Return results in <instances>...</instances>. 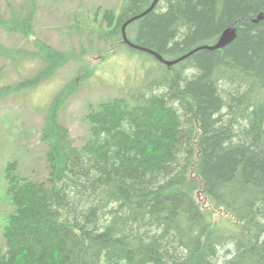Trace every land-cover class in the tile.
Here are the masks:
<instances>
[{
    "label": "trees",
    "instance_id": "obj_1",
    "mask_svg": "<svg viewBox=\"0 0 264 264\" xmlns=\"http://www.w3.org/2000/svg\"><path fill=\"white\" fill-rule=\"evenodd\" d=\"M152 1L105 8L87 41L144 54L152 72L90 105L81 146L51 102L45 179L7 163L0 264H264V18L252 21L264 0H158L125 32L165 60L236 21L229 44L170 67L122 42ZM23 8L8 30L27 32L34 11Z\"/></svg>",
    "mask_w": 264,
    "mask_h": 264
},
{
    "label": "rangeland",
    "instance_id": "obj_2",
    "mask_svg": "<svg viewBox=\"0 0 264 264\" xmlns=\"http://www.w3.org/2000/svg\"><path fill=\"white\" fill-rule=\"evenodd\" d=\"M119 3L0 0V246L1 227L11 211L4 176L7 163L15 161L17 173L31 180L48 176L41 133L51 102L57 121L81 146L88 138L85 114L90 105L139 86L156 64L144 54H130L123 45L87 44L90 32L103 26L101 12ZM26 4L34 11L27 32L8 30L4 22ZM30 80L36 85L29 87ZM194 192L203 200L200 188Z\"/></svg>",
    "mask_w": 264,
    "mask_h": 264
},
{
    "label": "water",
    "instance_id": "obj_3",
    "mask_svg": "<svg viewBox=\"0 0 264 264\" xmlns=\"http://www.w3.org/2000/svg\"><path fill=\"white\" fill-rule=\"evenodd\" d=\"M158 0H153L152 3L150 4V6L145 10L143 11L142 13H140L139 15L137 16H134L130 19H128L123 25H122V28H121V33H122V42L127 45L128 47H131L135 50H139V51H144V52H147L151 55H153L159 62H161L162 64H164L166 67H170L178 62H180L181 60L187 58L188 56H190L191 54H193L194 52L198 51V50H210V51H214V50H217V49H220L221 47H224L225 45L229 44L234 38H235V35H236V28H235V23H232V25L228 28H226L222 34L220 35L218 41L215 43V44H212V45H201L195 49H193L192 51L186 53L185 55L183 56H180L178 57L177 59H174V60H165L163 59L158 53L152 51V50H149V49H146L144 47H141V46H138L134 43H132L128 38H127V35H126V32H125V27L130 23L132 22L133 20L135 19H138L140 17H142L143 15L147 14L148 12H150L154 6L156 5ZM264 18V15L262 14H259L257 15V17L255 19H253L252 21L253 22H257L261 19ZM239 21V19L237 20Z\"/></svg>",
    "mask_w": 264,
    "mask_h": 264
},
{
    "label": "bare ground",
    "instance_id": "obj_4",
    "mask_svg": "<svg viewBox=\"0 0 264 264\" xmlns=\"http://www.w3.org/2000/svg\"><path fill=\"white\" fill-rule=\"evenodd\" d=\"M138 15H139V14H138ZM135 16H137V15H135ZM133 17H134V16H133ZM131 18H132V17H131ZM140 18H141V17H140ZM138 19H139V18H138ZM135 20H137V19H135ZM133 21H134V20H133ZM133 21H132V22H133ZM130 23H131V22H130Z\"/></svg>",
    "mask_w": 264,
    "mask_h": 264
}]
</instances>
